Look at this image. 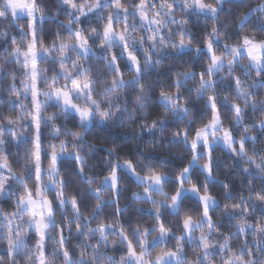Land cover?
<instances>
[{
  "label": "clouds",
  "instance_id": "clouds-1",
  "mask_svg": "<svg viewBox=\"0 0 264 264\" xmlns=\"http://www.w3.org/2000/svg\"><path fill=\"white\" fill-rule=\"evenodd\" d=\"M0 264H264V0H0Z\"/></svg>",
  "mask_w": 264,
  "mask_h": 264
}]
</instances>
